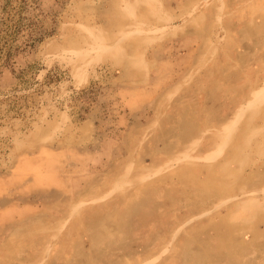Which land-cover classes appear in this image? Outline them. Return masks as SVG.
Returning a JSON list of instances; mask_svg holds the SVG:
<instances>
[{
  "label": "rangeland",
  "instance_id": "rangeland-1",
  "mask_svg": "<svg viewBox=\"0 0 264 264\" xmlns=\"http://www.w3.org/2000/svg\"><path fill=\"white\" fill-rule=\"evenodd\" d=\"M0 264H264V0H0Z\"/></svg>",
  "mask_w": 264,
  "mask_h": 264
}]
</instances>
